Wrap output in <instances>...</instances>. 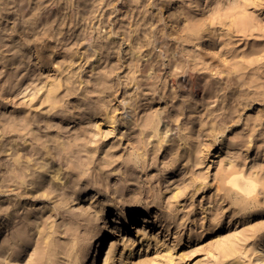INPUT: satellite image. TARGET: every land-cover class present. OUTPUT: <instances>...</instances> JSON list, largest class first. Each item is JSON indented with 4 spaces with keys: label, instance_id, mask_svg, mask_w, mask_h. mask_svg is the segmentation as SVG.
<instances>
[{
    "label": "rangeland",
    "instance_id": "rangeland-1",
    "mask_svg": "<svg viewBox=\"0 0 264 264\" xmlns=\"http://www.w3.org/2000/svg\"><path fill=\"white\" fill-rule=\"evenodd\" d=\"M69 1L70 6L64 5V0H57V4L56 0L43 3L42 8L52 7L43 15L47 20L45 29L50 34L43 41L36 40V35L43 32L40 22L36 26L28 22L25 30L12 29L14 22L21 23L33 15L31 9L35 4L30 5V13L24 18L15 12L0 16V144L13 139L18 142L13 152L0 153V224L4 225L0 263L10 257L28 264L42 256L40 259L47 264L49 252L45 243L54 239L56 264H67L70 258L67 260L63 248L76 243V233L82 236L80 247L89 241V234L98 225L113 219L114 209L135 211L149 207L154 211L160 204L163 216L160 222L147 216L156 223L150 222L147 228V246L140 245L142 236L136 232L142 223L125 231L124 238H135V243L129 246L133 261L264 264L261 256L264 246H260L264 242V228L260 230L264 213L255 215L256 210H264V192L254 194V200L246 202L248 199L227 194L221 183L222 172L230 163L246 174L264 177V0L247 1L253 29L241 31L238 19L243 14L240 13L222 17L223 22L214 20L215 34L211 39L207 38L209 30L201 25L203 37L192 41L188 40L195 32L191 30L196 29L193 21L200 18L202 10L198 9V0H91L87 3H93L91 6L96 9L82 18L79 12H89L88 4L84 6L83 0ZM202 2L208 5L204 15L208 23L213 6L210 7V0ZM186 25L190 28L182 32ZM2 29H6V34ZM22 34L43 44V49L29 43L26 44L29 53L9 51L13 45L10 41L21 39ZM183 37L187 41H182ZM110 38L113 43L102 47ZM154 38L158 40L154 42ZM137 43L144 46L138 49ZM38 50L40 57L48 62V69L37 64ZM160 50L164 52L156 57ZM256 58L258 62L251 63L245 74L226 72V66L229 69L248 65ZM22 59L26 65L19 66L17 62ZM179 60L195 67L201 85L212 87L217 94V103H210L203 93L192 98L182 89L187 78L181 75ZM8 61L13 63L7 65ZM155 62L160 63L159 69L153 65ZM138 64L146 66L145 73L130 67ZM215 66L223 70L220 75ZM99 74L107 76V85H112L104 94L98 92L102 88L100 84H93ZM68 76L74 81L70 91L65 83ZM171 78L179 81L174 88L168 85ZM49 82L62 84L55 92V102L62 104L58 109H51L52 101H46L49 88L44 85ZM242 92L246 93V101L242 100L245 96H237V101H233V94ZM228 110L233 115L226 116ZM62 111L65 115H61ZM154 112L167 115V140L171 147L186 150L192 147L196 151L198 159L189 158L177 166L184 173L178 169L171 173L165 149H154L148 144L153 143L155 134L143 130V125ZM105 113L114 124L101 125L97 143L89 140L92 159L83 160L84 156L63 152L60 160H48L61 169L59 179L52 181L47 177L46 181L36 180L34 184H31V171L14 169L15 154L19 153L22 166L35 158V143L30 140L29 132L7 130L12 120L34 121L30 129L35 130L39 125L42 143L49 135L44 123H53L56 128L63 126L65 138L79 136L86 141L90 137L88 128L104 123ZM40 116L43 120L38 122ZM225 117L230 121L224 128L212 131L211 122ZM140 155L145 162H135ZM42 157L47 156L42 155L35 162H40ZM21 178L25 182L15 184ZM51 185H57L58 189L48 195L43 193ZM77 190L84 192L79 194ZM5 209L18 215L15 223L8 225ZM83 211L88 212V218L78 216ZM31 223L37 227H30ZM39 231L44 239L37 244ZM230 241L235 244L234 252L222 256L220 249L229 246ZM110 243L121 247V232ZM18 248L20 251L15 252ZM71 251L80 254L77 249L66 250ZM108 257L106 253L101 264ZM112 260L113 257L109 261Z\"/></svg>",
    "mask_w": 264,
    "mask_h": 264
},
{
    "label": "bare ground",
    "instance_id": "bare-ground-1",
    "mask_svg": "<svg viewBox=\"0 0 264 264\" xmlns=\"http://www.w3.org/2000/svg\"><path fill=\"white\" fill-rule=\"evenodd\" d=\"M46 0H0V16L5 15V17L7 16V14L10 13H18L20 16H22V18H24L25 16L29 15L30 11V5L31 4H35V7L32 10H34L33 15H31L30 17H28L27 19H23L22 22L20 23V21L18 20L17 22H14V27L12 29L18 31L19 29H28L27 23L28 22H33L36 26L37 22H40L41 25H43L44 27L42 28L43 32L39 33L36 35V40L38 41H43L47 36H50V34L47 32V30L45 29V23L47 22L46 19H44L43 15L48 13L51 8H47L46 6H44V8H42L43 3ZM88 1L91 0H83L82 3H84L87 6H89L90 11H80L79 15L82 18L84 15L86 16L88 13H92L96 8H93V6H91L93 3H87ZM248 0H227V2H222L220 0H210V7L213 6L212 10H210L209 12V16H210V22H206L205 20V14L206 11L208 10L207 7L204 4V2H202V0H198L197 3H199L198 9H202L201 10V14H200V18L196 19L193 21V24L196 29L195 30H191V31H195L193 35H191L192 37L189 38L188 41H192L194 39L199 40L203 37V30L200 28V26L202 25V27L205 25L206 29L209 30V33L207 35L208 39H211L213 37V35L215 34V29L214 25H212V23L214 22V20L218 19L219 22H223V18H229V17H234L236 14H240L242 13L243 15L240 16V18L238 19V23L241 25V31H247L248 28L253 29L254 28V24L252 23V19L249 15V6L247 3ZM59 2V1H58ZM79 2V1H78ZM94 2V1H92ZM81 3V2H80ZM56 4H57V0H56ZM72 4L71 1L69 0H64V5L66 6H70ZM79 4V3H78ZM100 4V3H98ZM11 5V7H10ZM54 5V4H52ZM80 5V4H79ZM168 3H165L164 6L167 7ZM205 5V6H204ZM51 6V4H50ZM32 8V7H31ZM65 9V8H64ZM60 10V9H58ZM60 12V11H58ZM181 13H184L183 11ZM180 13V14H181ZM172 15H176L177 14L175 12L172 13ZM223 17V18H222ZM250 17V18H249ZM83 20V19H82ZM235 20V19H234ZM46 21V22H45ZM2 23H0L1 25ZM138 24V23H137ZM190 26L186 25V27L183 28L182 32H184L185 30L189 29ZM205 29V30H206ZM6 29H2L1 31H4L3 33L6 34ZM137 30H139V26L137 27ZM165 33V32H164ZM166 35V34H165ZM181 35V34H180ZM183 35V34H182ZM53 36V35H52ZM164 36V35H163ZM23 37V38H22ZM21 39H17V40H11L10 43L12 42L13 45L11 46L10 49H8L9 51L15 50V53H18L20 51H27L29 50V48L27 47L29 43H33L38 45L40 48L39 49H43V44H40V42L37 44L36 42H34L33 40H28V35H20ZM158 38H154V42L157 41ZM187 41L186 38H182V41ZM110 43H113V40L110 38L108 39V42H103L102 47H104V45L108 46ZM138 44V49H140L141 47L144 46V44L142 43H137ZM150 45V44H148ZM151 49L153 50V45H151ZM170 48L167 47L166 51H169ZM163 50H160L159 53H156V57H161ZM174 51V50H173ZM171 50V52H173ZM94 52H96V49L94 48ZM105 52V51H103ZM164 52V51H163ZM155 52L152 53V55ZM176 53V52H175ZM36 57L38 58V62L37 64H40L41 67H45L46 69L49 68L48 66V62H45V60L40 57V53L39 50L36 52ZM164 55H162L163 57ZM134 57H135V53H134ZM165 57V56H164ZM163 57V58H164ZM14 59V57L12 58ZM178 59V57H177ZM180 61V60H179ZM139 62V61H138ZM258 62V58L249 61L248 65H235L231 68H227L226 66V72L228 74H238L239 72H242L245 74V71L248 70V67L251 63H256ZM13 62L8 61L7 65H11ZM19 66H24L25 60H19L18 62ZM73 63V62H72ZM159 62H155L153 65L156 66L157 69H159ZM163 64V63H162ZM26 65V63H25ZM180 67L181 69V75H185V78H187V82L184 83L182 85V89H184L186 92L190 93L192 98H198L202 93L203 95L206 94L207 95V100L210 101V103H217V94L215 93V91L212 89V87L205 85H201V79L197 78L195 75V67H189V62H187L186 60H184L182 63L180 61ZM196 64H194L195 66ZM131 68H135V71H140V73H145L146 69L143 70V67L145 68L146 66H143L142 64H138V65H131ZM151 67V66H150ZM149 67V68H150ZM58 69V67H57ZM148 69V68H147ZM200 70V69H198ZM215 70L216 73H218L219 75L223 72L222 69H220L218 66H215ZM148 72V71H147ZM132 78L131 80L133 81L134 78V71L131 72ZM152 77V76H151ZM150 77V78H151ZM174 77V76H173ZM245 77H247V75H245ZM107 76H103L102 74L97 75V79L94 80L93 84L94 85H101V90L98 91L100 94H104L106 91L110 90L112 88V85L109 84L107 85V80L108 78ZM219 78V76L217 77ZM235 78V77H234ZM175 78H171L168 81V85L172 88L176 87V85L178 84L177 81H175ZM154 82V81H153ZM65 83L68 84V89L67 91L72 90L74 81L71 80V76H68L65 80ZM152 84V83H151ZM61 82L55 83V82H49L46 85H44V87L48 86L49 90L47 92L46 95V101H52V105L50 106L51 109H55V108H60L62 106L61 103H56L55 99H56V90L58 88L61 87ZM164 86L166 85L165 83L163 84ZM167 87V86H166ZM43 87H41L42 89ZM25 91V89H24ZM22 93V92H20ZM246 93L242 92L241 95H235L233 101H237V96H245ZM247 98V96L243 97L242 100L246 101L245 99ZM95 113V112H93ZM61 115H65L63 114V111L61 112ZM229 115H233V111L232 110H228L226 112V116ZM166 117L167 115L165 113H161V112H154L153 114L147 116L146 118V122L143 125V130H148L150 133H152L151 135L155 134L153 136V140L151 143V141L148 142V144H151L152 147L155 149H165V154L166 156L169 158L168 162V166H170L173 170V172L171 173H176L177 169L179 166V164L184 161L187 162L189 160V158H195L198 159V157L195 155L196 151L193 150L192 147H190L189 150L183 149V148H175V147H171V144H168V140H167V126H168V122L166 121ZM43 120V117H39L37 119L38 122H41ZM102 120L104 121V123H96L95 127H89L88 128V133L90 135L88 140H84L85 138H80L79 136L73 137V138H65L64 134L66 129L63 126L60 127H54L53 123H44L45 127L48 129L49 135H47L45 137V139L43 140V143L41 142V134L39 133V131L41 130V128H39V125H37V129L32 130L30 129L31 126H33L32 121L26 120V119H22L21 121H18L16 119L12 120L11 125L8 127L7 130L10 131H16V132H22V131H26L29 132L30 134V140L33 141L35 143V148L33 149L35 151V154L33 156H35L34 159H29L27 161L26 166H22L21 165V157L18 156L19 153L15 154H10L13 155V162H14V169H19V167H21L22 169H24L25 171H31L33 179L31 181V184H34V182L36 180H39V182H44L46 181L47 177L50 178V180L54 181L55 179H59L60 174V168L52 166L51 162H49L48 160L50 159H57L60 160L62 158V153L64 152L65 155H76L77 157L79 156H84L83 160H85L86 158L92 159L91 154V146L89 145V142H93V143H97V139L96 137L99 136L100 134V128L101 125H104L105 123H109L110 125L114 124V120L112 118H110L106 113L105 116L102 117ZM36 121V120H35ZM36 121V122H37ZM230 121V119H228L227 117L221 119L218 122L212 121L211 123V130L212 131H221L225 124ZM163 122V123H162ZM30 123V124H28ZM164 125V128L161 129V127ZM161 126V127H160ZM50 128H53L52 131H50ZM86 131V130H85ZM55 132H57V134H55ZM91 140V141H89ZM78 141V142H77ZM40 145V148H39ZM2 146H4V148H1ZM13 147H18V142L13 139L5 144H3V142L0 144V153L2 152H7L8 150H11V152H13ZM47 156V157H42L43 159L40 162H35V160L40 159L41 156ZM79 157V158H81ZM88 160V159H87ZM81 161V160H80ZM86 162V161H85ZM135 162H145L143 159V155H140L139 157H136ZM89 163V160L87 162V164ZM91 163V161H90ZM83 164L82 162L80 163V165ZM184 165H186V163H184ZM76 166V165H75ZM73 167V166H72ZM31 168L33 170H31ZM38 169H40V171H37ZM72 170V168H70ZM188 169V167H184V170ZM179 171V169H178ZM184 173V171H179ZM133 173L128 175V178L130 179V176ZM57 176V177H56ZM11 181V180H10ZM19 181V183H17ZM18 181H16L15 184L20 185L22 184V182H25L24 179H19ZM12 182V181H11ZM192 182H194V180H192ZM191 182V183H192ZM13 183V182H12ZM191 183L184 185V189H186L188 186L191 185ZM223 189L224 191L227 192V194L232 195L235 194L236 196H240L243 197V199H248L246 202H250L253 201L255 196L254 194L260 193V192H264V177L261 176H256V175H252V174H246L243 170H241L238 166H236L235 164H229V167L227 169H225L222 172V180H221ZM12 185V184H11ZM42 188V187H41ZM58 187L57 185H51L50 187H48L43 193H45L46 195H48L49 193H52V191L57 190ZM79 192V194H81L82 192H84L83 190H77V193ZM181 194V193H180ZM94 196V195H93ZM242 202L245 203L244 200H242ZM1 204V203H0ZM158 206H160L159 208H157L156 210H152L151 208L147 207L145 210H132V209H114V213H113V219L103 223L102 225H98V227L91 233L89 234V241L86 243H83L80 247H78L79 243L81 241L82 236L80 235V232L76 233L77 236V241H75L76 243H70V245H68L67 247H64L63 249L65 250L66 253V258L67 264H101L102 258L103 256L108 253L109 257L105 259V264H151L152 260H147V259H142L139 260L138 262H135L131 259V255L133 253L129 252V246H131L132 244L135 243V238L134 239H128V238H124V234L126 229H129V227L131 225H136L139 223H142V227L136 230L138 236H142L141 237V241H140V245L143 246V244L145 243V245L147 246L148 241H149V237H148V231L147 228L150 226L149 223L151 222L152 225H155L156 223L153 221H150L148 219L147 216H151L152 218L155 219L156 222H160V220L162 219L163 216H161V205L159 204ZM5 216H6V221L8 223V225L15 223L18 220V215L16 213H10L9 211H7L5 209V211L3 210ZM259 213H264V210H256L255 211V215L259 214ZM264 215V214H262ZM78 216H81L82 219L88 218V212L87 211H83L81 212ZM90 220H92V218H89ZM30 227H37L36 224L31 223ZM264 228V225H260V230ZM4 225L0 224V259L2 258V251L4 249V240L1 238V236L3 235L4 231ZM32 228H30L31 231ZM157 231H159V229H157ZM66 232V231H65ZM121 232V236H122V246L117 248V244L114 245L113 243H110L111 239H113L115 236L120 235ZM72 233V232H71ZM70 233V234H71ZM74 233V232H73ZM69 234V233H68ZM87 234V232H86ZM79 235V236H78ZM68 236V235H67ZM15 238V237H14ZM13 239V237H12ZM43 234L42 231H39L38 233V239L36 240V243L39 244L42 242L43 240ZM48 247V263L47 264H56L57 260H56V252L54 253V249L55 246L57 245V241L54 239H50V241H48L47 243H45ZM234 242L230 241L229 242V246L227 247H222L220 249V252L222 254V256H224L223 254L228 253H233L234 252ZM261 247L264 246V242L260 245ZM72 249V250H79L80 254L78 255H74L72 254L73 252H66L67 249ZM46 249V250H47ZM62 249V250H63ZM15 252H19L20 248L18 249H14ZM14 252V253H15ZM47 252V251H46ZM65 255V254H64ZM46 256V255H45ZM262 257H264V253L261 254ZM42 257V256H41ZM40 257V258H41ZM113 257L112 261H109L111 258ZM10 258V257H9ZM9 258H4L3 262H1L0 264H20L18 261V258L16 260H12ZM40 258H33V260L29 261L28 264H44V262H42V260Z\"/></svg>",
    "mask_w": 264,
    "mask_h": 264
}]
</instances>
